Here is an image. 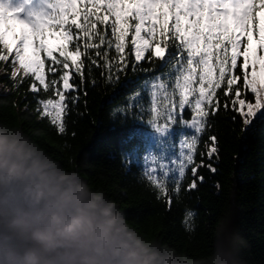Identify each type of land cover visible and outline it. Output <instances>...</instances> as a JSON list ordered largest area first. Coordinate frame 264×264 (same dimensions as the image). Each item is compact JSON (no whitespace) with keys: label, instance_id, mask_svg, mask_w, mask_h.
<instances>
[{"label":"snow or ice","instance_id":"6c2138e0","mask_svg":"<svg viewBox=\"0 0 264 264\" xmlns=\"http://www.w3.org/2000/svg\"><path fill=\"white\" fill-rule=\"evenodd\" d=\"M97 72L112 86L143 74L113 115L151 129L154 148L124 161L142 165L141 181L171 206L189 173L191 191L200 169L218 172L205 162L220 159L214 117H239L241 133L264 117V0H0V73L28 86L37 118L58 134ZM177 127L188 130L178 144ZM195 215L185 214L189 230Z\"/></svg>","mask_w":264,"mask_h":264},{"label":"trees","instance_id":"16d2710c","mask_svg":"<svg viewBox=\"0 0 264 264\" xmlns=\"http://www.w3.org/2000/svg\"><path fill=\"white\" fill-rule=\"evenodd\" d=\"M95 75L98 83L95 87L87 83L86 97L81 92L79 105L68 117L67 133L58 134L46 119L37 118L36 98L28 86L14 89L10 73L6 74L0 78V124L15 125L62 167L80 172L116 201L128 220L149 238L197 258L212 252L215 230L228 215L231 227L245 242L239 255L241 264H264V117L247 133L240 132L239 117L233 122L231 114L223 110L214 117L210 134L219 137L220 159L207 161L205 157V162L218 172L200 169L205 181H198V188L191 191L187 190L193 179L189 173L184 190L179 197L174 194L169 206L166 198H158V192L141 181L142 165H126L123 157L134 148L141 153L146 147L154 148L151 129L131 113L128 118L113 115L127 104V94L143 74L138 78L129 72L115 86L105 84L98 72ZM190 117L186 110L185 118ZM187 131L175 128L172 141L178 144ZM189 210L196 213L191 230L183 224Z\"/></svg>","mask_w":264,"mask_h":264},{"label":"clouds","instance_id":"9594fccd","mask_svg":"<svg viewBox=\"0 0 264 264\" xmlns=\"http://www.w3.org/2000/svg\"><path fill=\"white\" fill-rule=\"evenodd\" d=\"M244 244L228 215L197 258L149 238L80 172L0 124V264H241Z\"/></svg>","mask_w":264,"mask_h":264},{"label":"rangeland","instance_id":"374dc122","mask_svg":"<svg viewBox=\"0 0 264 264\" xmlns=\"http://www.w3.org/2000/svg\"><path fill=\"white\" fill-rule=\"evenodd\" d=\"M6 76V74L0 73V78Z\"/></svg>","mask_w":264,"mask_h":264}]
</instances>
